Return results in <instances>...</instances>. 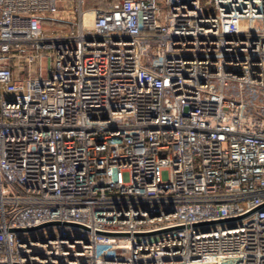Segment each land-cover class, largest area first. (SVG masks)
<instances>
[{"label": "built area", "instance_id": "built-area-1", "mask_svg": "<svg viewBox=\"0 0 264 264\" xmlns=\"http://www.w3.org/2000/svg\"><path fill=\"white\" fill-rule=\"evenodd\" d=\"M260 87L264 0H0V264H264Z\"/></svg>", "mask_w": 264, "mask_h": 264}, {"label": "rangeland", "instance_id": "rangeland-1", "mask_svg": "<svg viewBox=\"0 0 264 264\" xmlns=\"http://www.w3.org/2000/svg\"><path fill=\"white\" fill-rule=\"evenodd\" d=\"M90 1V0H88ZM88 1L86 4H88ZM110 0H97L96 2H90L88 4L89 6H98V7H104ZM202 1V0H201ZM85 3V0H84ZM85 5V4H84ZM31 68L36 66V62L32 63ZM33 73V72H32ZM234 84H232L231 81H227V83L224 85L223 90L226 93L229 91L230 88H232ZM257 94L254 96L249 97V110L251 114H258V113H264V88L260 87L259 90L256 92Z\"/></svg>", "mask_w": 264, "mask_h": 264}, {"label": "trees", "instance_id": "trees-1", "mask_svg": "<svg viewBox=\"0 0 264 264\" xmlns=\"http://www.w3.org/2000/svg\"><path fill=\"white\" fill-rule=\"evenodd\" d=\"M87 1H88V0H87ZM91 1H92V2H94V1L96 2L97 0H90V1H88V4H90ZM113 1H115V0H110L107 4H109V3L113 2ZM107 4H106L105 6H107ZM95 6H96V5H95ZM105 6H104V7H105Z\"/></svg>", "mask_w": 264, "mask_h": 264}, {"label": "crops", "instance_id": "crops-1", "mask_svg": "<svg viewBox=\"0 0 264 264\" xmlns=\"http://www.w3.org/2000/svg\"><path fill=\"white\" fill-rule=\"evenodd\" d=\"M86 3H87V0H85V3H84V4H85V6H89V5H88V4H86Z\"/></svg>", "mask_w": 264, "mask_h": 264}]
</instances>
